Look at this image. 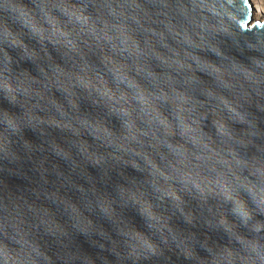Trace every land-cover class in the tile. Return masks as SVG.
<instances>
[{
	"label": "water",
	"instance_id": "water-1",
	"mask_svg": "<svg viewBox=\"0 0 264 264\" xmlns=\"http://www.w3.org/2000/svg\"><path fill=\"white\" fill-rule=\"evenodd\" d=\"M249 0H0V264H264V21Z\"/></svg>",
	"mask_w": 264,
	"mask_h": 264
},
{
	"label": "bare ground",
	"instance_id": "bare-ground-1",
	"mask_svg": "<svg viewBox=\"0 0 264 264\" xmlns=\"http://www.w3.org/2000/svg\"><path fill=\"white\" fill-rule=\"evenodd\" d=\"M251 1V9L255 15L254 23L264 21V0H249Z\"/></svg>",
	"mask_w": 264,
	"mask_h": 264
},
{
	"label": "rangeland",
	"instance_id": "rangeland-1",
	"mask_svg": "<svg viewBox=\"0 0 264 264\" xmlns=\"http://www.w3.org/2000/svg\"><path fill=\"white\" fill-rule=\"evenodd\" d=\"M250 3H251V1H250Z\"/></svg>",
	"mask_w": 264,
	"mask_h": 264
}]
</instances>
